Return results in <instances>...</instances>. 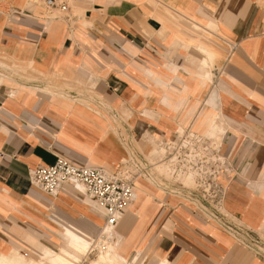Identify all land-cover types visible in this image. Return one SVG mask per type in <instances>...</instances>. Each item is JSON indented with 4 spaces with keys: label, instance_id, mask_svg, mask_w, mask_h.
Listing matches in <instances>:
<instances>
[{
    "label": "crops",
    "instance_id": "obj_1",
    "mask_svg": "<svg viewBox=\"0 0 264 264\" xmlns=\"http://www.w3.org/2000/svg\"><path fill=\"white\" fill-rule=\"evenodd\" d=\"M138 1L74 0L64 17L36 15L28 3L0 9L8 62L0 65V258H32L21 249L51 246L44 238L65 236L66 226L93 238L85 229L99 234L105 225L94 201L70 185L52 198L29 183V170L61 156L113 172L127 152L122 133L128 146L140 136L143 149L146 137L172 140L191 120L200 134L201 120L213 117L232 151L233 173L220 178L228 216H204L139 181L114 229L119 251L139 254L137 264L151 254L172 264H264L240 239L264 236V141H256L264 129V10L257 0H151L174 18L169 31ZM27 63L41 66L39 77L59 75L91 92L64 97L50 81L2 75Z\"/></svg>",
    "mask_w": 264,
    "mask_h": 264
},
{
    "label": "built area",
    "instance_id": "obj_2",
    "mask_svg": "<svg viewBox=\"0 0 264 264\" xmlns=\"http://www.w3.org/2000/svg\"><path fill=\"white\" fill-rule=\"evenodd\" d=\"M37 1L46 12L59 10L65 13L70 9V0ZM158 147L164 149L163 159L169 166V179L157 173L153 176L150 164L138 154L121 160L118 168L110 173L103 168L77 164L56 156L53 164L29 170L28 180L49 196H57L66 185H70L81 198L93 200L102 209L105 224H110L114 229L135 201V180L138 178L150 180L162 190L178 196L179 192H187L185 194L189 199L202 202L203 208L210 210L211 214L221 215L219 210L223 206L225 188L220 182V173H230L231 166L228 164V170L223 167L224 163L216 156V150H211L209 139L185 128L172 140L158 141ZM183 175L192 177L194 190H189L181 182ZM169 180L180 181L181 191L169 184ZM180 197L193 204L188 198L186 201V198Z\"/></svg>",
    "mask_w": 264,
    "mask_h": 264
},
{
    "label": "rangeland",
    "instance_id": "obj_3",
    "mask_svg": "<svg viewBox=\"0 0 264 264\" xmlns=\"http://www.w3.org/2000/svg\"><path fill=\"white\" fill-rule=\"evenodd\" d=\"M71 1V0H70ZM68 1V3L70 2ZM74 1V0H73ZM162 1L164 4L166 5H169L170 4V0H160ZM260 7L264 10V0H257ZM18 2V3H17ZM138 2H141L142 4L146 5L147 7L150 8V14L151 16H153L155 19H157L161 24L165 23L162 27H165L166 29H168L170 31V28L168 27L169 26V22L170 20H174V18L172 17H169L168 15V12L167 10L162 7L159 3H154L152 2L151 0H139ZM22 5V8L24 9V5L26 3L30 4L33 9L31 11H33L36 15H41L40 12L42 13V15L45 17H48L49 15L53 14L54 17L58 16L57 13L55 12H58V11H52V12H46L41 6L40 4L38 3V1L36 0H0V9H5V10H17L19 11V8L17 6H21L20 4ZM72 4V2H71ZM15 6L14 8H11L9 9L10 6ZM73 5V4H72ZM60 12V11H59ZM62 15L61 16H66L67 15V12L63 13V12H60ZM72 15V14H71ZM73 17V16H72ZM67 19V18H66ZM163 20V22H162ZM72 21H74V19H72ZM176 27H178V24H176ZM69 31V30H68ZM184 47V46H183ZM12 57V56H11ZM41 66H39L38 64L35 65V66H31L30 64H25V65H22L19 69L17 68V71L14 72V70H11V71H4L2 73V75L6 78H8L11 82H16V78H19V79H22L23 81L25 82H31L29 81L31 77H34L37 79V81L35 82H39L40 80H44L45 81V84H48L49 81L53 83V85L58 86L61 88L60 92L62 93V95L64 97H70L71 95L69 94L70 91L72 92H77V93H80L84 96H88V92H91L90 90L88 89H81V86L80 84L78 85H75V82L73 81H69L67 79H61V77L59 75H57L55 72H53L52 70H49L48 72H52V73H55L58 78L56 79L55 78H48V79H44L43 77H39V75H37L39 72L38 68L40 69ZM174 74H176L175 71H173ZM29 79V80H28ZM50 79H52L53 81H51ZM89 86H92L93 83H87ZM52 85V84H51ZM42 86V87H44ZM41 87V86H40ZM258 91L262 92L264 94V91H262L260 88H257ZM44 91L48 92V93H52V90H50L49 88L45 89ZM79 96H77L78 98ZM92 97L94 98V101H93V104L94 105H98V101H99V96L96 94H92ZM76 98V100H77ZM81 98V97H79ZM162 98V96L160 97V99ZM79 102V100H77ZM100 106V105H98ZM178 112V109L175 110V112ZM180 115H182V110H180L178 112ZM190 115V114H189ZM188 115V116H189ZM195 116V115H194ZM213 118V117H212ZM218 120H213L211 118H206L204 120H201V124H199L200 127H203L205 126L207 128V132H209L211 134V136L213 135L214 136V133L216 134L217 133V128H216V125H218L217 123ZM192 122L189 121L187 122L186 124L183 125V130L185 128H189L190 126V123ZM217 123V124H216ZM220 123L223 124V121H220ZM190 129V128H189ZM192 131H194V128L192 127ZM197 130V129H196ZM199 134V133H197ZM200 136H202L203 138H207L206 135L204 133H200L199 134ZM122 136L123 138L125 139V146H126V149H127V152H126V155L122 158V160H125L127 159V157L129 156H138V154H140L149 164H150V160L147 158V153H151L153 152L155 149L153 146L151 145H147V146H143V149H139L137 147V144L134 143V139H132L131 141V144H129L130 146L127 145V142H128V137L125 133H122ZM139 137L136 138L135 140H139ZM217 138V137H215ZM160 141V140H159ZM257 142H263L264 141V129L262 131H259L258 132V135H257ZM155 142H156V145L158 143V140L155 139ZM211 143H213L211 145ZM140 144L142 145V142H140ZM209 144L211 145V150L212 149H215L216 150V156H218L220 158V161L224 163L223 167H225V169L228 168V164L230 162V158H231V155H232V151L226 149V147H224V145L222 143L218 144L217 146H215L216 144H214V141L210 140L209 139ZM220 146L219 149H217L218 147ZM209 153H212V152H209ZM214 153V152H213ZM213 155V154H212ZM215 155V154H214ZM153 157V155H152ZM227 166V167H226ZM228 170V169H227ZM230 170L231 172L228 173V172H222L221 171V175H220V178H222V176L224 175H230L232 174V167H230ZM181 179V178H180ZM138 180H142L143 182H145L148 186L150 187H153V188H158V189H161L159 187H157L155 184H153V182H151L150 180H144L142 178H138ZM191 181H189L188 183H190ZM187 183V184H188ZM169 184H172L174 186V188L178 189L181 191V182L178 181V180H169ZM189 187V190H194L195 187L194 186H187ZM162 190V189H161ZM185 191V190H184ZM180 196H183L184 198H186V201H188V195L185 194V193H182V192H179ZM188 198V199H187ZM190 202H192L193 204H190V203H187L189 204L190 206H192L197 212H199L200 214L204 215V216H209V217H215L213 216L211 213L210 210H206L205 208H203V203L200 202L199 200H193V199H189ZM220 214H223L228 216L226 214V212L223 210V208H221L219 210ZM206 214V215H205ZM98 217V222L100 223V225H103L105 224V219H102L100 214L97 215ZM218 216H221V215H218ZM228 220H231L230 217H226ZM224 220H222L223 222ZM105 226V225H104ZM103 226V227H104ZM102 227V228H103ZM88 233L91 234V236L93 237L92 239L93 240H97L99 238V235H100V232L98 234V231L99 229H85ZM98 235V236H97ZM253 235V238L252 240L250 238H248L247 236L245 237L244 234H242V237L240 239L244 240L245 242H248V244H250V246L253 248L254 251L257 252V254L261 255V256H264V236L258 234V235ZM67 237L61 235V234H52V233H48V237H45L44 240L49 243L51 246H37L36 248H34V250H28V249H25V248H22L21 250L22 251H25L27 253V256H30L32 258H39V256L43 255L44 252L48 249H59L62 245L66 244L67 243ZM43 247V248H42ZM58 247V248H57ZM43 249V250H42ZM101 251H105V249H98L96 248L93 252H90L87 256H84L81 258V260L78 262V264H89L92 260H94L98 255H100ZM101 252V253H100ZM98 253V254H97ZM138 257H139V254H137V258L135 260V264H137V260H138ZM150 257H152V254L147 256L146 259H149ZM82 261V262H81ZM81 262V263H80ZM141 264V263H139Z\"/></svg>",
    "mask_w": 264,
    "mask_h": 264
},
{
    "label": "bare ground",
    "instance_id": "obj_4",
    "mask_svg": "<svg viewBox=\"0 0 264 264\" xmlns=\"http://www.w3.org/2000/svg\"><path fill=\"white\" fill-rule=\"evenodd\" d=\"M71 2H73V0H71L68 3L69 7H70ZM56 11H58L57 13L61 14L59 12V10H56ZM52 15L53 14H51L49 16L51 17ZM209 27L212 29L215 28V26H213V25H209ZM7 64H8V62L5 59L0 57V65L6 66ZM178 109H179V107H178ZM192 110H193V108L191 109L190 107H188L185 111V115H183V116H188L192 112ZM176 112H175V114H176ZM208 118L215 120L212 117H208ZM189 128H190V130H193L191 126H189ZM216 128H217V133L216 134L214 133V136L213 135L211 136V134L209 132H207V128L205 126H203L201 129H198V131H200L201 133H204L206 135V137H208V139L214 141V144H216L215 146H217L218 144L221 143L220 137L223 134V124L220 123V124H218V126L216 125ZM177 131H178V133H181L183 131V128H178ZM215 137H217V138H215ZM145 139L155 149L153 152L147 153V155H146L147 158L150 160L151 173L153 174V176H156L155 173H157L158 175H165V177L167 179H169V166H168V163H166V161H164V159H163L164 154H165L164 149L158 147V143L156 145L154 137H146ZM156 140H158V139H156ZM134 143H135V141H134ZM212 144L213 143H211V145ZM152 155H153V157H152ZM106 171L108 173L112 172L111 170H106ZM139 181H142V180H138V179L135 180L134 193L136 190V184ZM189 181H191V182L188 183ZM181 182L186 187L187 186H194V181L190 175L181 176ZM51 197L55 198L56 196H51ZM133 204H132V206H133ZM64 235L67 237L66 239L68 240L66 244L62 245L59 249H48V250H46L44 252V254L39 256V258H37V259L27 258V257L21 255L20 253H18L14 257L9 258V259L0 258V264H78V262L81 260L82 257L87 256L90 252H93L96 248L105 249V251L104 252L101 251L103 253L100 252L101 254L98 255L89 264H135L137 254L135 253L131 258H127L123 254H121V252L119 251L120 239H119L118 235L116 234L114 228H112V226L108 223L105 224V226L102 228L100 235H99V238L97 240H93L92 238L85 236V235L81 234L80 232H78V231H76L70 227H67V226L64 229ZM141 264H172V263L166 259H158L152 255V257H150L149 259H145Z\"/></svg>",
    "mask_w": 264,
    "mask_h": 264
}]
</instances>
